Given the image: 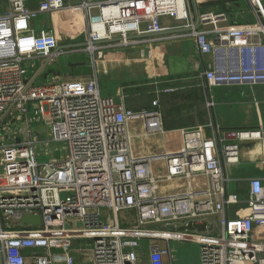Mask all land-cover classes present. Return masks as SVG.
<instances>
[{"label": "built area", "instance_id": "obj_1", "mask_svg": "<svg viewBox=\"0 0 264 264\" xmlns=\"http://www.w3.org/2000/svg\"><path fill=\"white\" fill-rule=\"evenodd\" d=\"M5 2L6 8L0 0V264H140L143 250L148 264H176L172 241L201 246L194 264H264V178L249 181L247 213L229 215L242 199L229 191L219 153L222 148L228 164L237 162L238 142L261 139V129L229 130L230 142L208 138L204 126L182 129L178 150L140 156L131 124L142 122L145 136L165 134L158 95L176 87L154 84L158 95L151 107L134 110L124 90L119 98L104 95L96 76L37 85L28 69L31 60L49 64L65 52L53 27L36 24L44 15L61 13L73 24L83 16L86 45L99 58L124 47H139L140 57H148L146 36L165 31L162 18L169 17L202 55H215V67L201 75L210 90L264 85V0H249L256 18L242 25H222L225 12L198 11L195 17L189 0ZM36 123L48 128L51 140L66 143V159L38 162ZM159 161L163 179L186 180V191L160 194ZM200 176L206 182L195 187L192 180ZM129 211L136 222L124 225L120 213ZM26 215L40 216L41 223L24 224ZM191 222L207 223V229H189Z\"/></svg>", "mask_w": 264, "mask_h": 264}, {"label": "crops", "instance_id": "obj_2", "mask_svg": "<svg viewBox=\"0 0 264 264\" xmlns=\"http://www.w3.org/2000/svg\"><path fill=\"white\" fill-rule=\"evenodd\" d=\"M2 4V7L6 8L5 0ZM196 4L199 12H225L227 20L222 25H242L251 23L256 18L249 0H196ZM189 6L192 15L196 17L198 11L194 6V0H189ZM75 22H79V17ZM38 23L40 21L36 24ZM162 23L167 28L165 31L146 36L151 44L144 47L151 49V55L138 58L139 47H124L105 52V60L99 61L97 67L94 61L95 74L92 73L91 77H98L101 91L105 95L119 98L121 89L124 90L125 103L134 110L151 106L153 100L148 98L146 103H141L143 96L157 97L158 94L151 89L154 84L160 88H177L173 92H162L158 95L167 130L165 134L145 137L141 134L142 122L134 121L131 124L133 150L140 156L162 155L178 150L182 145V129L204 126L208 138L219 137L226 142L233 141L226 137L229 130L261 129L263 132L261 139L238 142L240 153L237 162L228 164L222 148L219 150L222 166L229 180L227 187L229 191L238 193L242 199L239 206L232 207L229 215L243 216L247 213L249 181L254 177L264 178V85H220L210 90L201 75L207 69L215 67V55L213 53L202 55L196 40L185 35L188 31L180 22L164 17ZM49 64L44 63L42 67ZM97 71L107 72L99 77ZM41 72L38 71L34 76L36 80ZM156 81L159 83L156 84ZM137 144L145 146L143 148L139 145L144 153L138 150ZM160 162L162 164L159 168ZM156 166L157 176L161 179L159 182L161 195L187 190V181L184 179H163L165 176L163 161H159ZM205 182L204 176L192 180L195 187ZM210 219L217 221L218 217L213 216ZM121 222L124 225H132L136 221L131 223L130 218L126 217ZM31 252L32 250H27V253Z\"/></svg>", "mask_w": 264, "mask_h": 264}, {"label": "rangeland", "instance_id": "obj_3", "mask_svg": "<svg viewBox=\"0 0 264 264\" xmlns=\"http://www.w3.org/2000/svg\"><path fill=\"white\" fill-rule=\"evenodd\" d=\"M69 16V15H68ZM72 18V17H71ZM38 21L39 27H53L58 33V37L60 40L61 46L70 45H78L83 44L88 41V32H87V21H84V17H79V22L73 24L69 17L67 18L66 15H61V13L52 14V15H44ZM38 27V28H39ZM89 45H83V47H68L64 48V53H62L54 63L49 64L47 67L43 69V64L45 63L43 59H35L30 61V65L28 66L29 75L31 78L42 69L41 73L39 74L35 84L40 85L44 83H48L54 78L58 79H75L78 78H90L91 74L94 73L93 71V64L95 61V67L98 66V62L105 60V57L99 58L98 55H95L91 49L88 48ZM81 49H85L84 51ZM80 50V51H78ZM137 57L141 59L140 55L137 53ZM81 65V66H79ZM91 70V71H90ZM100 76H104L105 72L107 71H97ZM73 74V75H72ZM151 89L154 91L156 88L151 86ZM104 94V93H103ZM105 95V94H104ZM143 101L141 104L146 103V99L153 100V95L144 96L142 97ZM140 104V105H141ZM33 129L36 133H39V138L42 144L37 146L38 151V162L40 164L46 163L51 160L56 161H63L68 156V149L66 143L63 141H53L50 139V132L48 128L44 125L36 123L33 125ZM142 132V131H141ZM142 132L141 134H143ZM143 136H145L143 134ZM147 137V136H145ZM138 145V150L144 153L141 147V144ZM141 147H140V146ZM136 150V149H135ZM137 151V150H136ZM138 153V151H137ZM161 162L159 164V168L161 167ZM130 218L133 223L136 221V216L133 212H121L120 219L123 220L124 218ZM88 245L89 241H82ZM144 247H146L147 243L144 242ZM171 248L173 250V255L176 264H194L199 260L201 246L196 243H186L180 241H172ZM147 256L148 251H144L141 253V261L140 264H147Z\"/></svg>", "mask_w": 264, "mask_h": 264}, {"label": "water", "instance_id": "obj_4", "mask_svg": "<svg viewBox=\"0 0 264 264\" xmlns=\"http://www.w3.org/2000/svg\"><path fill=\"white\" fill-rule=\"evenodd\" d=\"M194 6L196 8V11H198V7H197V4H196V0H194ZM198 13V12H197ZM81 45H86V43L84 44H78V45H67V46H61V48H68V47H79ZM47 65V64H46ZM45 65V66H46ZM44 66V67H45ZM43 67V68H44ZM42 70V69H41ZM40 70V71H41ZM214 122V121H213ZM216 126V125H215ZM219 139V137H218ZM22 222L24 224L26 223H32L34 225H39L41 223V217L40 216H34V215H26V216H23L22 217ZM187 228L189 229H198L200 231H205L207 229V223H204V224H201V225H196L195 223L191 222L189 223V225H187Z\"/></svg>", "mask_w": 264, "mask_h": 264}, {"label": "bare ground", "instance_id": "obj_5", "mask_svg": "<svg viewBox=\"0 0 264 264\" xmlns=\"http://www.w3.org/2000/svg\"><path fill=\"white\" fill-rule=\"evenodd\" d=\"M93 49V47L91 48V50ZM105 57V55L103 56V58Z\"/></svg>", "mask_w": 264, "mask_h": 264}, {"label": "trees", "instance_id": "obj_6", "mask_svg": "<svg viewBox=\"0 0 264 264\" xmlns=\"http://www.w3.org/2000/svg\"><path fill=\"white\" fill-rule=\"evenodd\" d=\"M151 107V106H150ZM150 107H147V108H150Z\"/></svg>", "mask_w": 264, "mask_h": 264}]
</instances>
